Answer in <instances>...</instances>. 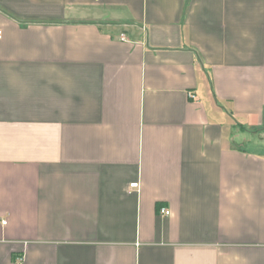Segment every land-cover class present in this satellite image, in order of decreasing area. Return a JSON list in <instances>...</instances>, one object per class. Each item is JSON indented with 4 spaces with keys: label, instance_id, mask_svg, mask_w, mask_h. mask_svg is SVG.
I'll return each instance as SVG.
<instances>
[{
    "label": "crops",
    "instance_id": "obj_1",
    "mask_svg": "<svg viewBox=\"0 0 264 264\" xmlns=\"http://www.w3.org/2000/svg\"><path fill=\"white\" fill-rule=\"evenodd\" d=\"M0 28V264H264V0H0Z\"/></svg>",
    "mask_w": 264,
    "mask_h": 264
},
{
    "label": "built area",
    "instance_id": "obj_2",
    "mask_svg": "<svg viewBox=\"0 0 264 264\" xmlns=\"http://www.w3.org/2000/svg\"><path fill=\"white\" fill-rule=\"evenodd\" d=\"M2 36H3V30L0 28V38H2ZM121 38L125 39V36L122 35ZM190 97L195 98L196 95L195 94H190ZM130 186L131 187H135V188H139V182L138 181L137 182H134ZM161 212L163 214L169 215L171 211L168 208H165L164 207V208L161 209ZM23 259L24 258L22 256H20V257L17 258V262L21 264L23 262Z\"/></svg>",
    "mask_w": 264,
    "mask_h": 264
}]
</instances>
